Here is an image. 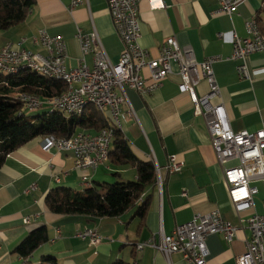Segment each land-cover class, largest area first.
Returning a JSON list of instances; mask_svg holds the SVG:
<instances>
[{"label":"crops","instance_id":"1","mask_svg":"<svg viewBox=\"0 0 264 264\" xmlns=\"http://www.w3.org/2000/svg\"><path fill=\"white\" fill-rule=\"evenodd\" d=\"M69 3L70 0H35L23 23L0 32V49L6 43L17 46L24 39L19 48L45 54L46 49L34 43L39 31H44L50 37L63 39L66 67L73 69L81 57L77 29L84 34L94 29L108 59L116 63L123 45L113 28L105 0H88L87 5L72 11L68 10ZM217 9L214 0H140L139 44L151 58H156L165 39L174 37L180 47L192 49L198 62L220 57L213 65L219 88V97L213 103L224 106L233 131L253 132L264 121V53L248 57L249 79L239 80L238 62L231 59V33L245 39L244 23L250 17H256L260 31H264V2L245 0L230 16L215 15ZM85 62L88 68L92 67L90 54L85 56ZM172 71L152 93L142 95L126 89L128 103L121 107L123 138L139 160L153 163L155 184L159 167L163 168L170 156L184 163L179 173L163 174L161 191L155 184L146 188L140 199H147L144 216L135 215L138 204L116 218L51 213L44 203L48 191L63 187L81 192L86 188L81 184L83 175H87L92 185L134 181L135 170L108 160L95 170L78 171L74 169L71 153L42 151L43 138H37L7 155L0 168V264H52L42 261L45 256L53 257L55 264H111L116 260L128 264H191L180 254H172L167 261L162 253L150 247L141 251L136 247L150 239L159 243L161 235L171 234L193 215L213 210H218L236 231L229 244L220 234L206 237V264H235L236 258L245 252V242L251 235L247 224L240 219L264 214V187L255 184L258 193L254 207L238 217L229 203L204 119L194 114L189 97L178 92L175 65ZM141 74L145 84H151L147 69ZM207 91V83L202 80L197 93L204 95ZM99 115L111 126L107 112ZM26 218L28 223L23 222ZM41 226L47 229V242L27 259L16 255L14 249L22 239ZM85 229L96 230L100 243L93 246L76 236Z\"/></svg>","mask_w":264,"mask_h":264},{"label":"built area","instance_id":"2","mask_svg":"<svg viewBox=\"0 0 264 264\" xmlns=\"http://www.w3.org/2000/svg\"><path fill=\"white\" fill-rule=\"evenodd\" d=\"M139 1L105 0L113 28L123 45L116 63H111L108 59L94 29L86 34L77 29L76 39L81 57L73 69L66 67L63 39L58 36L50 37L44 31H39L34 43L44 47L45 54L19 48L24 39H21L17 46L6 43L0 51V67L9 69L16 65H31L50 69L62 79L66 90L55 97L58 99V106L47 107L48 110L67 112L70 106L77 105L83 99H97L102 110L119 124L121 130V107L128 103L126 89L142 95L152 93L163 79L173 73L172 67L175 65L179 77L178 92L189 97L194 114L204 119L210 145L222 171L229 203L239 217L241 213L254 207V197L258 193L255 184L260 183L264 187V121L256 131L235 132L230 126L224 106L221 103H213L219 97L213 65L221 60L220 57H207L198 62L191 48L180 47L174 37H168L160 46L158 56L151 58L149 52L139 44ZM214 1L218 5L215 15L230 16L245 0ZM87 3L88 0H70L68 10L72 11ZM244 30L247 36L245 39L235 32L231 33V59L238 62L236 75L239 80L249 79L248 57L254 53H264V46L254 42L251 17L245 21ZM88 54L92 56L91 68H88L85 62V56ZM143 69H147L149 73V85L145 84L141 74ZM202 80L207 83L208 91L199 95L197 87ZM13 97L17 98V91ZM22 100L23 111L44 107L42 103L29 100L27 95ZM112 141L113 138L107 137L100 130L94 134L78 131L68 138L44 137L40 146L42 151L71 153L74 169L87 172L108 162L109 159H105V149L112 145ZM183 167V162L170 156L167 164L163 168L159 167V178L155 184L158 189L162 190L163 174L179 173ZM81 184L86 188L91 186L87 175L82 176ZM33 189L32 187L30 191ZM28 221L26 218L23 222ZM240 222L247 224L251 235L245 242V252L236 258L235 264H264V214L255 213L247 220L240 219ZM235 231L236 228L227 222L218 210H213L207 214L193 215L189 222L176 226L171 234L161 235L159 243L153 239L142 243L141 250L150 247L162 253L167 261L172 254H180L191 264H206V237L220 234L229 244L234 240ZM76 236L88 240L93 246L101 241L99 234L93 229H85Z\"/></svg>","mask_w":264,"mask_h":264},{"label":"trees","instance_id":"3","mask_svg":"<svg viewBox=\"0 0 264 264\" xmlns=\"http://www.w3.org/2000/svg\"><path fill=\"white\" fill-rule=\"evenodd\" d=\"M34 6L35 0H0V32L23 23ZM260 33L264 38V31ZM65 90L66 86L61 81L47 79L29 70L16 74L0 72V168L7 155L34 139L48 136L68 138L78 131L111 129L113 141L108 159L116 166L132 167L135 180L95 183L81 192L57 187L47 192L44 203L56 215L92 218H116L138 204L135 215L142 218L147 210V199H140L146 188L155 184V169L152 162H143L132 153L121 130L107 126L95 109H87L78 117L50 110L30 116L18 101L22 94L48 101ZM16 91L17 98H14ZM47 240V229L41 226L29 232L16 246L14 253L27 259ZM42 261L55 264L51 256L43 257ZM111 264L128 263L116 260Z\"/></svg>","mask_w":264,"mask_h":264},{"label":"bare ground","instance_id":"4","mask_svg":"<svg viewBox=\"0 0 264 264\" xmlns=\"http://www.w3.org/2000/svg\"><path fill=\"white\" fill-rule=\"evenodd\" d=\"M251 24H252V31H253V35H254V42L260 43L262 46H264V38L261 36L260 30H259L258 25H257L256 17L251 18ZM22 70H29L33 73L41 75L42 77L44 76L47 79H53V80H58V81L62 82V79H60L58 77L57 73L51 71L50 69H45V67L31 66V65H16V66H13L9 69H3L0 67V72H3L5 74H16ZM26 95L29 97V100L37 101L39 103H42V105H44V106H48V107H57L58 106V99L57 98H53V99L48 100V101H43V100L39 99L38 97L28 95V94H22L18 97V101L20 103H22V105H23L22 99H24ZM88 105H91L100 114L105 113L104 110H102V106L99 105L97 99H83V100L79 101L77 105L70 106L69 111H67V112L58 111V112H62V113H66L67 115L78 117V116L83 115L85 113ZM108 117L112 123V127L120 130L119 124L117 122H114L110 116H108ZM100 131L105 133V135H107V137L113 138V132L111 129H102ZM110 147L111 146H109L105 149V159L108 158V155L110 152ZM141 245L142 244H139L136 247L138 251H141Z\"/></svg>","mask_w":264,"mask_h":264},{"label":"rangeland","instance_id":"5","mask_svg":"<svg viewBox=\"0 0 264 264\" xmlns=\"http://www.w3.org/2000/svg\"><path fill=\"white\" fill-rule=\"evenodd\" d=\"M261 18L263 19V16L261 15ZM1 50V49H0ZM94 110V108L91 106V105H88L86 110ZM48 111V108L47 106L45 107H42L40 109H37V110H34V111H28V110H24V112L27 114V115H30V116H34V115H39V114H44ZM95 111V110H94ZM112 126V123L110 124Z\"/></svg>","mask_w":264,"mask_h":264}]
</instances>
